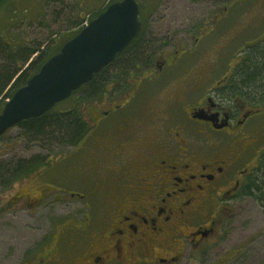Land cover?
Segmentation results:
<instances>
[{"label":"flooded vegetation","instance_id":"flooded-vegetation-1","mask_svg":"<svg viewBox=\"0 0 264 264\" xmlns=\"http://www.w3.org/2000/svg\"><path fill=\"white\" fill-rule=\"evenodd\" d=\"M221 21L214 14L186 40L164 36L156 45L154 36L151 63L105 84L102 97L81 99L83 137L30 176L41 180L47 169L56 176L49 201L81 205L70 221L57 220L50 243L13 242L0 264L211 263L223 225L264 185V103L242 76L256 42L227 55L233 38L217 39ZM61 177L75 186H56ZM31 185L9 197V208L47 203L44 189Z\"/></svg>","mask_w":264,"mask_h":264},{"label":"rangeland","instance_id":"rangeland-1","mask_svg":"<svg viewBox=\"0 0 264 264\" xmlns=\"http://www.w3.org/2000/svg\"><path fill=\"white\" fill-rule=\"evenodd\" d=\"M110 1L0 0V38L7 42L27 45L38 42L42 44V49L56 48L63 40L84 26L85 21L104 9ZM232 1L225 0L219 3L215 0H150L145 3V0H139L151 12L148 18L147 34L152 35L153 39L157 35L156 45L160 44L164 36L171 38L172 42L178 39L186 40L187 35L191 34L194 28H201L207 20H213L214 14L220 13L221 27L217 28L220 30V36L217 33L215 36L218 40L222 39L221 44L223 45L226 39L233 38L227 55L233 56L234 54L238 57L240 52L248 49L249 42L264 46V0H250L251 2L240 0L229 11H224L225 7L232 6ZM244 57L245 55L242 59ZM2 58L3 56L0 55V63H2ZM222 64L224 65L225 62L222 61ZM81 95L77 93L68 100L58 103L54 110L62 112L73 110L75 106L79 107ZM79 110L83 112L82 106ZM48 148L40 140L26 138L20 128L14 127L0 141V158L12 160L43 153L46 154L49 163L50 159L58 156L52 153L53 150H71L60 146H54L53 149ZM68 163L70 161L62 164ZM43 170L41 180L33 182L31 177L35 174L29 177L31 179L28 182L29 178L7 189L0 186V205L5 203L3 209L8 208L4 214L0 215V263L12 254L13 250L10 251L8 248L12 247L13 242L21 244L25 242L32 245L46 238L50 243L53 235L56 234L57 220L70 221L71 211L81 205L80 203L61 204L57 201H49L54 197L51 189L52 180L49 177L56 176H52L50 172L46 177L44 174L47 169ZM89 179L84 183L86 186L90 185ZM67 181L72 183L69 187L75 186L71 179L64 177L54 184L61 186ZM29 184H32L31 187L34 188L44 189L48 194L47 203L31 211L25 207L20 208V206L9 208L10 203H6L9 197L13 193L18 196L21 194V188H26ZM262 186L264 188V185ZM27 190L30 189L27 188ZM38 196L40 199V192ZM208 253L205 263L264 264V191L263 193L255 191L253 197L241 202L236 208L234 218L223 225L221 242L210 247ZM9 262L17 264L18 260L10 258ZM9 262L6 263L9 264Z\"/></svg>","mask_w":264,"mask_h":264},{"label":"trees","instance_id":"trees-1","mask_svg":"<svg viewBox=\"0 0 264 264\" xmlns=\"http://www.w3.org/2000/svg\"><path fill=\"white\" fill-rule=\"evenodd\" d=\"M116 0H111L112 3ZM150 0H145V3ZM141 17L143 30L140 36L130 47L94 78L75 91L71 97L81 93V99L87 100L93 97H102L105 84L111 81H119L120 78L128 74L127 69L135 68L137 63L147 65L151 63L154 55V39L147 34L148 18L151 14L146 5L141 2ZM104 9L97 12L98 16ZM83 26L66 38L56 48L48 47L42 49V44H22L7 42L0 38V55L3 56L0 63V114L8 99L21 87L26 85L28 80L56 53L62 46L79 33ZM244 60V70L242 76L245 80L243 88L253 92L255 97L264 103V46L262 44L254 46ZM148 62V63H147ZM242 88V89H243ZM87 123L84 113L74 107L73 110L58 112L51 110L40 117L24 120L17 125L22 130L26 138L40 140L45 147L53 149L54 146L69 147L74 145L78 139L83 137L84 129L87 130ZM2 138H0V141ZM59 151L53 150V154ZM47 165L46 154L40 153L29 158H13L12 160L0 158V186L4 189L12 187L15 183L22 181ZM261 183V182H259ZM259 183L256 185V192L263 193L264 188Z\"/></svg>","mask_w":264,"mask_h":264},{"label":"water","instance_id":"water-1","mask_svg":"<svg viewBox=\"0 0 264 264\" xmlns=\"http://www.w3.org/2000/svg\"><path fill=\"white\" fill-rule=\"evenodd\" d=\"M141 29L137 0L111 3L7 101L0 114V137L20 122L40 117L71 97L132 44ZM195 117L204 118L201 113Z\"/></svg>","mask_w":264,"mask_h":264}]
</instances>
